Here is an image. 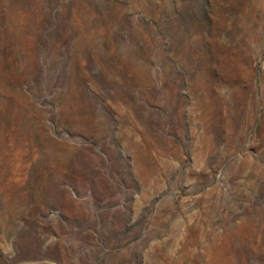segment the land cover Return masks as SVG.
<instances>
[{
  "label": "rangeland",
  "instance_id": "rangeland-1",
  "mask_svg": "<svg viewBox=\"0 0 264 264\" xmlns=\"http://www.w3.org/2000/svg\"><path fill=\"white\" fill-rule=\"evenodd\" d=\"M0 264H264V0H0Z\"/></svg>",
  "mask_w": 264,
  "mask_h": 264
}]
</instances>
